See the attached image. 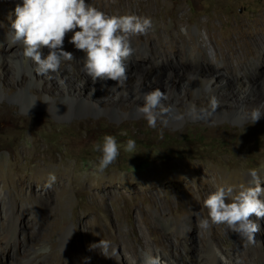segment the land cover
<instances>
[{
  "label": "rangeland",
  "instance_id": "rangeland-1",
  "mask_svg": "<svg viewBox=\"0 0 264 264\" xmlns=\"http://www.w3.org/2000/svg\"><path fill=\"white\" fill-rule=\"evenodd\" d=\"M85 2L109 16L150 18L152 26L147 31L154 37L150 46L157 48V52L152 54L147 50L151 60H148L149 68L132 65L133 72L126 80L129 84L122 96H118L116 88L108 81L93 83L84 75L85 55L79 50L78 54H72L74 73L60 70L41 75L36 64L23 54L20 58V53L0 63V166L6 167V174L0 179V208L12 206L18 214L28 208L32 211L33 225L41 224L44 217L39 216L35 205L56 202L53 195L57 184L48 187V177L64 164L71 198L61 217L68 234L80 237L82 227L86 226L81 212H89V217L97 218L99 231L107 233L112 229L117 236L120 264H129L124 259L125 254L139 259V253L146 252L150 246L173 256L181 254V259L195 264L196 251L203 253L205 259L208 238L223 252L220 264H240L230 254L235 234L224 224L210 220L206 226L201 223L208 217L203 201L220 187H232L235 195L244 187L254 186L248 175L252 169L258 172L264 188V117L251 124L250 111L242 120L228 116L212 118L206 114L213 107V93L201 94L204 86L196 89L195 81L205 73L210 74L207 66L215 50L211 44L208 49L211 53L206 56L202 47L194 42L199 34L204 36L212 24L217 33L223 35L231 24L249 22L264 15V0ZM18 4L22 5V0H0V44L14 48L20 45L10 36ZM260 25L254 37L245 35L243 40L249 46L254 38L264 40V16ZM184 28L193 35L191 51L199 53V63L204 67L195 73L196 79L195 74L180 69L171 68L166 72L162 64L155 61L160 55L162 58L168 55L179 59L189 57V52L176 40L177 35L185 33ZM72 34L68 33L64 41L71 44ZM159 37H166L167 43ZM141 40L137 36L130 38L132 54L139 60L142 47L137 44ZM234 47L240 51L237 44ZM47 51H43L44 56ZM252 52V49L246 50L241 66L250 65L254 58ZM262 66L257 73L258 84H264ZM216 67L222 69L225 65L222 62ZM137 77L143 84L140 91L134 87ZM166 83H172V89H167ZM69 88L70 97H67L65 92ZM153 90L163 93L160 103L151 112L154 127L140 111L145 104L144 95ZM261 91L262 103L258 106L264 114V89ZM168 99L177 102L175 114L180 117L177 120L168 116H172L166 110ZM69 102L73 109L61 112ZM190 104H194L195 109ZM105 135L116 137L121 147L116 162L101 172L98 168L101 153L95 149L97 144H102ZM129 139L136 142L132 153L124 150ZM187 204L197 206L189 210L185 207ZM2 217L6 219L5 215H0V219ZM166 218L174 221L169 229L162 224ZM250 219L260 228L255 239L261 235L264 240V218L252 216ZM111 222L115 228L111 227ZM181 224H185L182 230L178 227ZM56 233L51 235L53 242ZM105 250L101 248L102 252ZM13 251L15 247L12 253L17 258ZM55 251L60 259L65 248L56 247ZM249 256L252 264L259 263L253 251L249 250Z\"/></svg>",
  "mask_w": 264,
  "mask_h": 264
},
{
  "label": "bare ground",
  "instance_id": "bare-ground-1",
  "mask_svg": "<svg viewBox=\"0 0 264 264\" xmlns=\"http://www.w3.org/2000/svg\"><path fill=\"white\" fill-rule=\"evenodd\" d=\"M263 16L264 15L261 14L252 19L250 18L251 20L249 22L240 21L236 24H231L227 33L223 35H219L217 33L215 24H212V28L203 33L204 36L199 34V39H195L194 43L199 44L202 47L203 53L206 56L211 53V51H208L211 44L215 50L212 54L211 62L209 61V66H207V70L210 73L209 75L205 73L203 77L199 78L196 75V72L204 69V67L201 63H199V53L191 51V45L194 41V37L186 30V28H184V34L176 36V40L179 45L185 47V52H189L187 53L189 57L185 59L184 57H181V59H179L180 57L168 55L167 57L164 56V58H162L163 56L161 57L160 55L159 59H156L155 61L157 63H161L162 65H159L163 66V69L166 72L173 68L178 70L180 69L181 71L184 70L186 73H196L194 76L195 79L197 77V80L195 81L196 89L202 88L203 85L205 90L204 92L199 90L201 94L204 93L209 95L210 93H213V107L206 111L207 115L212 118L228 116L237 120L245 119L247 117V112L253 108L259 107L258 105L262 103L260 101L259 94L262 93L261 90L264 89V84H258L257 73L263 69L262 65H264V40H260L258 38L260 40L259 41L254 38L253 44L249 46L243 39L247 34L254 37L256 31L261 29L260 22ZM182 21L183 20H180L179 22ZM172 26L175 27L176 25L172 24ZM149 33L150 32L147 31L146 34L137 36L142 39V42H138L137 44V47H139V45L142 47V55L140 57L141 60H139L137 55L131 54V56L124 61L127 78L131 75V72H133L132 65L144 68L148 67L147 65H149L148 63L151 61L149 60L148 52L152 54L157 52V48L150 46V43L154 42V37ZM158 39L165 44L167 43L166 37H159ZM236 44L240 47V51L236 50L237 47H234ZM247 49L253 50L252 53L254 54V58L250 61L251 63L249 66L243 67L240 62L244 60V55ZM63 50L70 53L72 52V54L77 53L76 51H78L74 45L65 41ZM149 50H151V52ZM22 51L23 44L21 42L19 47L16 48L0 44V63H3L5 59L11 60L14 56H17L18 53H20V58H23L21 56V54H23ZM42 51L46 52V49H43ZM144 58H147V60ZM189 61L193 64L189 65ZM222 62L224 63L225 68L221 69L220 67H216V65H220ZM60 70L63 72H75L71 61L65 62L61 66ZM228 70L232 73L230 74ZM224 81H227V83L223 86L222 84ZM108 83L109 85H114V89L116 88L118 96H122L125 92V88L129 84V82H125V84L121 87L116 86V83L110 80ZM134 83L136 85L134 87L137 90L141 89L143 86L139 77L135 78ZM207 84L210 85V87H205ZM67 85L68 83L65 84V86ZM166 86L168 87L167 89H172V83H166ZM107 89L109 90L110 88L107 87ZM70 92V88L66 89L65 94L67 97H70ZM213 101H215V103ZM71 103H68L66 109L62 107L61 112L64 113L73 109ZM176 103L177 102L168 99L166 105L168 113H172V116H168L174 120L180 118L175 114ZM190 105L194 108V104ZM226 105H229L230 108H227L228 106ZM169 117L167 119L170 120ZM5 168L0 166V179L6 174L4 173ZM57 168L58 169L51 172L54 173L56 177L55 182L52 183L53 185L57 184L53 195L56 202L49 205L44 203L35 205V209L39 213V216L44 217L41 224L33 225V219L31 216L32 211L30 212V209L28 208L27 210L21 209L19 214L16 213L12 206L3 205L0 208V215L6 216V219H4L5 217L0 219V226H3L2 229H0V264H120L117 236L113 233L114 231L112 229L107 233L99 231L97 218L89 217V212H81L82 217L86 219V226L84 228L82 227L80 237L68 234V227L65 226L64 219L61 217V214L68 206L67 202L71 198V190L69 189L67 181L68 176L67 171H65V165L60 164ZM10 183L13 186V182ZM230 199L231 197H229L228 202L231 201ZM196 206V204H187L185 207L189 210H193ZM173 223L174 221L171 218H166L162 221L165 229L171 228ZM110 225L112 228H115L112 222ZM184 225L185 224L178 225L180 230L184 228ZM55 232H57L56 239L55 242H53L51 235ZM234 234L236 238H234V248L231 250V256L234 257L240 264H252L249 256V250H251L258 258L256 260L259 262L258 264H264V240L261 238V235H257V242L255 245H252L241 239L238 234ZM99 241L107 242V244H98ZM207 241L209 250H207V254L205 253V259L203 260V253L196 251V257L194 256L197 258L195 259V264L222 263L219 257H221L220 255H223V252L219 248L218 244L212 242L210 238H208ZM14 247L15 251L13 252L16 253L17 258H15L13 256L14 253H12ZM56 247L61 249L65 248V252L62 253L60 259L55 251ZM103 247H105L106 250L102 252L101 248ZM210 248L212 249L210 250ZM37 254H40V256L37 257ZM253 256L254 255H252V257ZM138 257L139 259H134L131 255H124V259L129 262V264H189L188 261L180 258L183 257L181 254L177 253L176 256H173L171 254L164 253L161 249H154L151 246L150 248H146V252L142 254L139 253Z\"/></svg>",
  "mask_w": 264,
  "mask_h": 264
},
{
  "label": "clouds",
  "instance_id": "clouds-1",
  "mask_svg": "<svg viewBox=\"0 0 264 264\" xmlns=\"http://www.w3.org/2000/svg\"><path fill=\"white\" fill-rule=\"evenodd\" d=\"M14 16L11 39L14 43L23 44V55L36 64L41 75L59 73L65 62L73 60L72 53L63 50L65 37L71 32L70 43L85 55L82 65L84 75L93 83L110 80L121 87L127 80L124 61L132 54L130 38L146 34L152 26L150 18L109 16L85 0H22V5L15 7ZM43 49L48 50L46 56ZM162 97L163 93L159 90L144 95L145 104L140 111L146 115L150 126H155L151 112ZM261 117L264 114L259 107L250 110L251 124ZM120 147L116 137H103L102 144H97L95 149L101 153L99 171L103 172L116 162ZM135 149L136 142L127 140L124 150L132 153ZM248 175L254 186L244 187L235 195L232 187H220L203 201L208 217L201 223L206 226L210 220L214 224H224L247 243L255 244V235L260 228L250 217L264 218V199H261L264 188L255 169L250 170ZM55 180V174L50 173L47 186L50 187ZM229 197L231 202H228ZM98 244L106 245L107 242L99 241Z\"/></svg>",
  "mask_w": 264,
  "mask_h": 264
}]
</instances>
